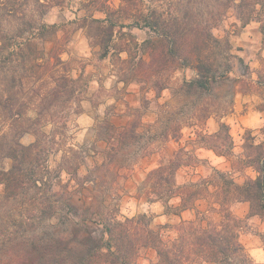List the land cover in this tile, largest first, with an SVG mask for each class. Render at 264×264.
<instances>
[{
  "label": "trees",
  "instance_id": "trees-1",
  "mask_svg": "<svg viewBox=\"0 0 264 264\" xmlns=\"http://www.w3.org/2000/svg\"><path fill=\"white\" fill-rule=\"evenodd\" d=\"M45 1L41 4L63 2ZM29 2L0 0V151L12 160L9 168L0 167V184L7 200L20 202L21 199L28 204L25 209L30 208L29 213L22 211L0 225V264H138L144 250L156 253V264H257L241 240L239 219L232 206L236 202H249L251 214L264 218V139L254 142V137L247 138L242 161L253 167L257 175L243 183L217 168L213 169L212 178L180 181V170L191 165L192 158L187 155L189 161L184 159V147L168 163L150 170L146 181L150 183L149 193L154 196L148 201H162L166 212L171 211L169 204L173 199L180 200L173 211L176 214L196 210L201 200L208 202L205 211L198 210L195 218L182 220L175 226L155 225L154 217L148 213L120 217L116 209L117 185L122 171L127 168L120 162L121 146L128 147L139 139H146L149 144L151 139L158 138L157 133L146 138L137 131V124L113 125L115 135L108 137V146L101 152L104 159L94 165L100 172L95 174L96 169L90 170L95 176L87 179L94 185L83 186V190L90 193L89 201L83 206H77L68 191L55 188L61 174L50 165V156L58 141L55 134L43 130V125L32 129L40 120L30 116V99H27L30 69L37 72L52 68L50 62L43 61L44 53L30 37V19L26 18L25 7ZM226 7L238 10L243 25L261 21L264 32V0H228ZM98 10L104 11L106 17L92 15L90 25L99 31L97 42L102 59L112 53L117 26L135 25L156 32L158 39L150 42L160 45L159 51H151L149 59L142 57L139 64L150 67L144 70L145 82L154 83L158 93L167 88L163 71L170 60L197 69V76L181 85L182 94L191 99L177 112L175 122L179 123L174 127L166 125L167 138H181L180 116H186L195 105L192 114L198 112L195 115L200 127L196 130L198 136L209 142L207 145L218 154L232 155L234 140L227 122L221 121L218 131L205 133V123L210 117L215 114L224 117L234 109L237 79L229 74L233 70L231 57L236 55L232 54L231 40L217 35L212 20L189 7L168 13L157 5L146 7L145 0H121L118 8L103 2ZM209 13L214 16L213 12ZM15 17L23 20V28L6 31L4 22ZM123 18L130 19L131 23L122 22ZM42 29L45 32L49 27L44 24ZM26 32L29 35H25ZM50 77L64 86L73 81L65 73H50ZM221 86H227V91L231 92L227 101L218 106L221 111L211 109L212 103L199 102ZM53 92L57 98L62 89L54 88ZM53 104L51 101L44 107L50 108ZM186 106L188 110L184 109ZM27 132L37 136L30 144L21 141ZM262 133L264 135V128ZM211 213L220 217L214 218ZM54 219L57 221L53 222ZM6 223L7 227L1 230ZM171 230L176 234L172 235Z\"/></svg>",
  "mask_w": 264,
  "mask_h": 264
},
{
  "label": "rangeland",
  "instance_id": "rangeland-1",
  "mask_svg": "<svg viewBox=\"0 0 264 264\" xmlns=\"http://www.w3.org/2000/svg\"><path fill=\"white\" fill-rule=\"evenodd\" d=\"M41 2L30 0L25 6L26 18L30 19V37L44 53L43 61L50 62L52 68L37 72L30 69V96L27 99H30V116L40 120V124L32 126V129L43 125V130L55 134L58 141L55 144L52 142L54 152L50 156V165L61 174L56 189L72 194V201L79 207L89 201L90 193L83 190V186L87 185V179H93L96 172H100L94 165L104 159L101 152L108 146V137L115 135L113 125L137 124V131L146 138L155 133L158 136L149 144L146 139H139L128 147L118 146L120 162L127 166L121 173L115 196L120 217L148 213L154 217L155 225L175 226L184 219L195 218L198 210L208 208V202L201 200L197 209L187 212L185 218L173 212L179 205V199L170 201V212H166L162 201H148L154 195L149 193L147 174L160 164L168 163L181 147L186 149L184 159L189 161L187 155H192V158L191 165L180 170V181L212 178L214 168L231 173L240 183L256 177L254 168L248 167L242 159L249 136L254 137V142L264 139V32L261 21L253 20L243 25L238 10L226 7L228 0H145L146 7L157 5L168 13H178L187 7L200 12L215 24L217 35L232 42V54L236 57H231L233 70L229 76L237 79L234 109L224 117L215 114L205 123V133L208 134L218 131L221 121L230 125L233 153L221 155L210 149L209 142L196 133L200 127L196 124L195 115L198 112L192 114L195 105L186 116H180L181 138H167L166 125L174 127L179 123L175 122L177 112L191 99V96L187 98L182 94L181 85L185 80L195 78L198 72L193 65L186 66L170 60L163 71L167 88L158 93L154 83L145 82L144 70L150 67L142 66L139 61L142 57L148 60L151 51H159L160 45L150 42L158 39L156 32L135 25L117 26L112 53L107 58H101V46L97 42L99 31L90 25L91 16L105 18L106 13L98 10L99 5L106 2L118 8L121 0H63L61 4L51 5H42ZM209 12H213L214 16L211 17ZM121 21L131 23L127 18ZM24 24L22 19L15 17L5 21L4 28L16 32ZM44 24L49 27L45 32L42 29ZM34 33L35 36H32ZM50 73H65L73 81L68 86L60 85L50 77ZM54 88L62 89L57 98ZM227 89V86L218 87L213 95L199 102L212 103L211 109L221 111L218 106L227 101V95L231 96ZM43 101L46 105L54 101L53 107H44ZM184 109L188 110L187 106ZM193 115L195 118H192ZM36 138L35 133L27 132L22 135L21 141L30 144ZM144 153L145 156H142ZM11 165L12 160L0 151V167L9 168ZM93 169L96 171L92 175L90 170L92 172ZM3 194V185L0 184V225L22 211L30 212L29 206L25 209L26 202L21 199L20 202L7 200ZM232 211L239 219L242 242L256 263L264 264V218L251 214L249 202H236ZM211 215L220 217L217 213ZM7 224L2 225L1 230ZM170 233L176 234L174 230ZM156 261L154 251L144 250L138 264H156Z\"/></svg>",
  "mask_w": 264,
  "mask_h": 264
},
{
  "label": "crops",
  "instance_id": "crops-1",
  "mask_svg": "<svg viewBox=\"0 0 264 264\" xmlns=\"http://www.w3.org/2000/svg\"><path fill=\"white\" fill-rule=\"evenodd\" d=\"M153 203H157V201H155V202H153ZM195 209H187V210H184V211H182L180 214H178V216H184L185 218H186V214H187V212H189V211H194ZM184 220H188V219H184ZM210 264V263H209Z\"/></svg>",
  "mask_w": 264,
  "mask_h": 264
}]
</instances>
